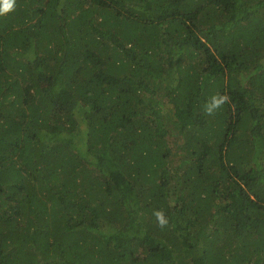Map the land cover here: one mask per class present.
Returning a JSON list of instances; mask_svg holds the SVG:
<instances>
[{"label":"trees","instance_id":"trees-1","mask_svg":"<svg viewBox=\"0 0 264 264\" xmlns=\"http://www.w3.org/2000/svg\"><path fill=\"white\" fill-rule=\"evenodd\" d=\"M0 264H264V0L0 15Z\"/></svg>","mask_w":264,"mask_h":264},{"label":"clouds","instance_id":"clouds-1","mask_svg":"<svg viewBox=\"0 0 264 264\" xmlns=\"http://www.w3.org/2000/svg\"><path fill=\"white\" fill-rule=\"evenodd\" d=\"M16 0H0V15H4L9 11L14 10ZM227 94H214L203 106V112L206 116L214 115L218 110L222 109L225 103L229 102ZM156 222L160 228H165L169 225V219L163 210H155L153 213Z\"/></svg>","mask_w":264,"mask_h":264}]
</instances>
